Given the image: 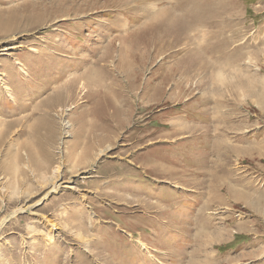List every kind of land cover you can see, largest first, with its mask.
<instances>
[{"label": "rangeland", "instance_id": "374dc122", "mask_svg": "<svg viewBox=\"0 0 264 264\" xmlns=\"http://www.w3.org/2000/svg\"><path fill=\"white\" fill-rule=\"evenodd\" d=\"M0 264H264V0H0Z\"/></svg>", "mask_w": 264, "mask_h": 264}, {"label": "bare ground", "instance_id": "6f19581e", "mask_svg": "<svg viewBox=\"0 0 264 264\" xmlns=\"http://www.w3.org/2000/svg\"><path fill=\"white\" fill-rule=\"evenodd\" d=\"M163 17V16H162ZM152 18H154V16H152ZM152 18H150V21H152ZM202 19V18H201ZM165 21V20H164ZM154 22V21H153ZM208 22V21H207ZM213 23V22H212ZM151 25H153V24H151ZM209 24L208 23H205V22H203V21H195V22H193V24L191 25V27L189 28V29H187L186 30V32L185 33H187L186 34V36H187V42L188 43H194V42H192L191 40H190V38L189 37H191L195 42H198V38L197 37H193L192 36V34H190L191 33V31L197 26V27H207ZM153 28V27H152ZM151 28V29H152ZM173 30V29H172ZM184 33V32H183ZM184 33V34H185ZM183 35V34H182ZM201 36V35H200ZM183 37V36H182ZM200 38V37H199ZM126 43V42H125ZM197 44V43H196ZM198 45V44H197ZM194 49V48H193ZM149 53V52H148ZM200 54V53H199ZM214 61V60H213ZM215 61H217V60H215ZM192 62V61H191ZM207 64L205 65V66H203V64L201 65V66H203L202 68L200 67V66H194V64L192 65V66H190L189 68V70L188 71H190V70H192V72L193 73H196V74H199V75H201L202 77H206V79L208 78V79H210V75L209 74H211V76L213 75V77L215 78V79H217V77L216 76H214V72H215V65H212V64H210L209 62H206ZM205 64V63H204ZM207 69V70H206ZM188 73V72H187ZM220 73H221V71H220ZM191 74V73H190ZM220 75V74H219ZM197 76V75H196ZM200 76V77H201ZM221 76V75H220ZM186 78V77H185ZM219 78H221V77H219ZM214 79V80H215ZM201 82V81H200ZM231 83V82H230ZM230 86V85H229ZM228 86V87H229ZM235 87V86H234ZM219 88H220V86H219ZM230 90V89H229ZM213 91V90H212ZM218 92V91H217ZM220 93V92H219ZM210 94V93H209ZM212 94H215V93H212ZM211 95V94H210ZM216 96V95H215ZM220 98V97H219ZM208 99V98H207ZM212 100H213V96H212ZM215 100V99H214ZM217 101V100H216ZM219 103V102H218ZM209 104V103H208ZM221 105V104H220ZM222 107V106H221ZM216 108V107H215ZM212 109V108H211ZM220 109V108H219ZM217 110V109H216ZM215 113H217V112H215ZM204 115V114H203ZM219 115V114H218ZM221 116V115H220ZM224 116V115H223ZM207 117H209V116H207ZM227 118V117H226ZM220 119V118H219ZM208 120V119H207ZM221 120V119H220ZM218 121V120H217ZM216 121V122H217ZM219 122V121H218ZM227 122V121H226ZM225 122V123H226ZM213 126V125H212ZM218 126V125H217ZM210 129V128H209ZM216 131V130H215ZM207 132V131H206ZM217 133V132H216ZM219 134V133H218ZM229 134V133H228ZM213 136H215V135H213ZM215 140H217V139H215ZM220 144V143H219ZM229 146H230V144H228ZM232 147V146H231ZM229 150H230V147H229ZM231 151V150H230ZM204 225V224H203ZM205 226V225H204Z\"/></svg>", "mask_w": 264, "mask_h": 264}, {"label": "crops", "instance_id": "0c3cea01", "mask_svg": "<svg viewBox=\"0 0 264 264\" xmlns=\"http://www.w3.org/2000/svg\"><path fill=\"white\" fill-rule=\"evenodd\" d=\"M176 148H180V149H188L183 143L182 144H178ZM176 148H173L172 147V150L170 148V146H165V147H162L163 151L165 152H161V153H158L157 155H155V161H154V166H155V169H162V170H165V169H168V168H171L172 167V164H173V156L175 157V152L179 151V150H175ZM158 150V148H157ZM185 152V151H184ZM170 155H171V158H170ZM182 156H185V154H182ZM176 161V159H175ZM173 169V168H172ZM172 169L169 170L170 172H172ZM169 171L167 170L166 172H164L163 174H161V179L163 176H166L167 173H169ZM174 172V171H173Z\"/></svg>", "mask_w": 264, "mask_h": 264}]
</instances>
